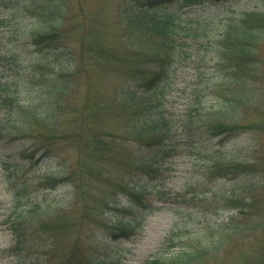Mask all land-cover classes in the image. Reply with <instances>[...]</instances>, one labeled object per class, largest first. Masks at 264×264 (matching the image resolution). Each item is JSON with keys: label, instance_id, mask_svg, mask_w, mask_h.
Instances as JSON below:
<instances>
[{"label": "rangeland", "instance_id": "rangeland-1", "mask_svg": "<svg viewBox=\"0 0 264 264\" xmlns=\"http://www.w3.org/2000/svg\"><path fill=\"white\" fill-rule=\"evenodd\" d=\"M131 1L0 0V77L21 92L20 109H0V121L22 126L0 138V264L110 258V229L130 215L131 188L160 181L166 198L143 197L150 205L143 227L118 240L121 264L192 249L207 253L188 264H264V0H174L182 16L202 21V31L183 38L170 111L180 120L184 102L198 94L202 106L194 133L176 125L161 152L133 138L134 115L118 100L130 54L146 51L141 65H158L145 61L146 44L155 39L121 12ZM59 19L62 26L53 29ZM51 31L59 32L50 44L56 47L35 42L33 34ZM96 49L113 52L114 60L101 66ZM63 87V106L35 117L45 100L55 101L49 93ZM217 122L237 127L216 135L209 125ZM97 138L105 148L90 146ZM38 146L48 152L33 153ZM153 158L162 160L156 166ZM20 203L30 225L23 251L13 250L7 224Z\"/></svg>", "mask_w": 264, "mask_h": 264}, {"label": "trees", "instance_id": "trees-1", "mask_svg": "<svg viewBox=\"0 0 264 264\" xmlns=\"http://www.w3.org/2000/svg\"><path fill=\"white\" fill-rule=\"evenodd\" d=\"M131 2L134 3V5L130 9L123 8L121 12L131 18L130 21H128L130 25H143L144 30L155 39L154 41L147 39L149 43H147L146 46L151 48V52L148 54L145 61L151 64L156 63L158 65H153L151 67L141 65L146 51H134L133 54H130L129 57L132 58L131 60H133V62L126 64V66L130 68L127 71V74H129L130 77L124 79L118 88V95L120 96V98L118 97V100L121 104L120 110H125L127 115H130L131 112L134 115V122L132 125L133 138L142 142L146 146H151V144H153L151 148L161 152V147L163 145L162 142H164L163 139L166 136H171L173 134V128L176 125L180 124L184 131L193 134V124L196 119L197 121L200 119L198 112L201 111L202 106L200 94H198L195 99L184 102L187 103V105L184 106V117L180 118V120H177L174 113L170 111L169 100L171 94L177 89L175 70L180 61L179 58L181 57L183 48L186 46L183 42V38L199 34V32L202 31L200 30L202 29V21L199 20L198 17L197 19H193L182 16V6L179 2L177 3L174 0H132ZM61 7L62 3L59 2L54 6L56 10ZM191 21L194 22V25H192L194 28L189 26L192 23ZM61 26L62 23L59 19V22L57 24L55 23L52 28L58 29V27ZM87 34L88 33L84 32L81 36L83 39L81 50L87 49L84 42V37ZM33 38H35L36 43L45 42L49 43L47 44L49 45L47 47H56L50 46V44L58 41L59 32H44L42 34H37L36 36L33 34ZM152 45H154L156 49H153ZM97 51L99 53L96 57L97 59H103V61H106L107 59V62H100L101 66L108 65L115 58L113 52L111 57H109L110 52H107L105 49ZM161 51L163 52L162 55H160ZM9 57L11 63L15 64L18 62L16 59L18 58L17 53H9ZM18 88V84L14 82V80H5L3 79V76L0 77V109L7 110L10 115H15L17 113V111H14L16 108L20 109L21 92ZM67 91L68 90L65 87L52 90L48 97L55 98V101L49 104L47 103V100H45V103L42 104L43 106L41 107L43 110L37 112L35 117H51L52 113H50V111H57L63 106V104H61L62 101L58 98L59 95L66 93ZM24 118H26V115H23V119ZM8 119L9 120L7 121H0V138L10 135L17 129L22 130V126L14 125L15 121L12 119L10 120V117ZM236 127L237 125L226 124L225 122H217L209 125L212 133L216 135L232 131ZM12 136H14V134ZM72 136L80 139L78 133H73ZM101 140L102 139L99 138L93 140L94 144L92 145V143H90V146H92L93 149L95 148L99 150L105 148L104 146H101ZM37 152H40L41 156H43L48 150L47 148L38 146L34 149L33 153ZM161 160L162 159L160 158H153V160L151 159L149 162L157 166V163ZM158 172H160V169L153 173L152 176ZM132 188L130 193L133 194L134 199L132 203L125 207V211L129 212L130 215L118 220L116 226L110 229L111 232L109 235L112 236L113 241L116 242L110 251L112 254L111 257L99 259L95 262H91L90 260L86 261L85 259L80 258L76 260V264H121L123 255L122 252L116 248L119 238H128L137 234L143 227V222L147 217L145 209H150L149 202L142 201V198L148 195H156L166 198V187L161 181L158 185L153 186L152 183L147 187L142 186L141 189L138 190L134 187ZM20 192H23L22 197L25 196V198H29L26 190ZM176 194L177 193H175V195ZM177 198L178 200L180 199L179 197ZM180 200L181 202H187L184 198ZM29 203L30 202H26V204ZM23 205V203H20L18 207L14 206L11 209L12 213L7 220V224L10 225L11 230L16 236V243L13 250L17 251H23L25 246H27V248L30 247L28 244L29 240L26 238L30 225L26 218V214L23 212V209L27 211V208H22L21 206ZM138 205L142 207L141 210L136 209V206ZM157 207L158 206H155L153 208ZM32 210L35 211V208ZM193 250L194 249L183 250L181 252L168 254L165 257L147 260L146 264H188L197 261L207 253L206 249ZM24 264H34V262L24 261Z\"/></svg>", "mask_w": 264, "mask_h": 264}]
</instances>
